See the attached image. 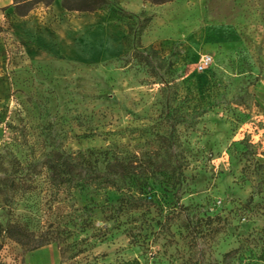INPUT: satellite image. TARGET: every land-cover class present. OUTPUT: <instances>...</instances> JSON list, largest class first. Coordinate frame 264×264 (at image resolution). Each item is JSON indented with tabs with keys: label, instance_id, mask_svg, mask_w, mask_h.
<instances>
[{
	"label": "rangeland",
	"instance_id": "obj_1",
	"mask_svg": "<svg viewBox=\"0 0 264 264\" xmlns=\"http://www.w3.org/2000/svg\"><path fill=\"white\" fill-rule=\"evenodd\" d=\"M46 2L0 1L4 258L264 264V0Z\"/></svg>",
	"mask_w": 264,
	"mask_h": 264
},
{
	"label": "trees",
	"instance_id": "obj_2",
	"mask_svg": "<svg viewBox=\"0 0 264 264\" xmlns=\"http://www.w3.org/2000/svg\"><path fill=\"white\" fill-rule=\"evenodd\" d=\"M39 1L43 0H35L30 2L27 5V9L24 12H18L21 15H25L26 12L33 8V5ZM54 0H47V4H51ZM151 2L153 4H164L167 2H171L173 0H144ZM108 5V0H61V6L71 12H96L105 8ZM78 164L74 161L73 156L71 154H62L56 153L52 158L48 160V168L52 173L53 180H56L60 183H67L68 177L74 178L77 175ZM178 176L180 179L182 178V172L179 171ZM181 181V180H180ZM27 234L23 228H21L17 224L7 223L5 226L0 224V253L4 248V244L1 238H6L8 240L15 241L20 245L28 244L27 241L24 240ZM44 244L41 242L33 243L30 246L29 251H33L43 247ZM0 264H4L1 256H0Z\"/></svg>",
	"mask_w": 264,
	"mask_h": 264
},
{
	"label": "crops",
	"instance_id": "obj_3",
	"mask_svg": "<svg viewBox=\"0 0 264 264\" xmlns=\"http://www.w3.org/2000/svg\"><path fill=\"white\" fill-rule=\"evenodd\" d=\"M3 4L2 5H5V7H8V9L6 10V11H9L8 13H11L12 15H13V19H15L16 18V20L17 19H21V18H26V15L27 14H25V15H21V14H18L17 12L15 13V12H13L12 11V9L10 8V5H11V3L13 2V0H0ZM1 5V4H0ZM60 9H61V11H64L65 9L61 6V4H60ZM5 11V12H6ZM11 11V12H10ZM15 17V18H14ZM26 27H33V30L35 31V32H37L36 30H35V28H34V26H32L31 24H28V26H26ZM38 27L39 26H37V29H38ZM24 28V27H23ZM24 29H27V28H24ZM27 31V30H26ZM29 32V31H28ZM33 32V31H32ZM31 31L29 32L30 34L32 33ZM118 34V33H117ZM32 35H33V33H32ZM119 35V34H118ZM115 37H117V35H115ZM59 40H60V44H59V49L61 50V51H63L64 52V22H63V24H62V26H61V30H60V33H59ZM56 42H57V40H56ZM56 42H55V44H56ZM47 43L50 45V46H52V44H54L53 42H52V39L51 38H48L47 39ZM55 49H57V48H55ZM105 56H107L106 54L104 55V57ZM37 250H45V247H41V248H39V249H36V250H33V251H37ZM33 251H27L26 253H24L23 254V252L20 250V254H19V256H18V258H17V256H15L14 258H9V257H7L6 259L4 258V255H3V261L5 262V260L6 261H8V263L9 264H53L52 262L53 261H49V262H47V260L50 258V256H48L49 255V252H44L43 254H42V256H41V258L40 259H37V260H35V261H32V260H30L29 259V253H31V252H33ZM31 262V263H30Z\"/></svg>",
	"mask_w": 264,
	"mask_h": 264
},
{
	"label": "built area",
	"instance_id": "obj_4",
	"mask_svg": "<svg viewBox=\"0 0 264 264\" xmlns=\"http://www.w3.org/2000/svg\"><path fill=\"white\" fill-rule=\"evenodd\" d=\"M210 63V58L208 56H205L203 59H202V63H201V68H204L205 66L209 65ZM5 248L2 249L1 253H0V256H1V259L3 261V252H4ZM3 263L5 264V262L3 261Z\"/></svg>",
	"mask_w": 264,
	"mask_h": 264
}]
</instances>
